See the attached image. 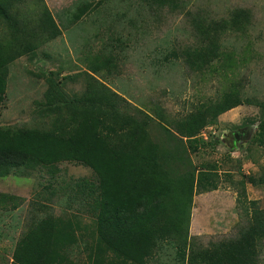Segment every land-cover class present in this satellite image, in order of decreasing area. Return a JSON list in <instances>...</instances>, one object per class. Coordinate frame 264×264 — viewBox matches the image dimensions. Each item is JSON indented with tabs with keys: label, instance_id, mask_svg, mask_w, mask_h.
Wrapping results in <instances>:
<instances>
[{
	"label": "rangeland",
	"instance_id": "1",
	"mask_svg": "<svg viewBox=\"0 0 264 264\" xmlns=\"http://www.w3.org/2000/svg\"><path fill=\"white\" fill-rule=\"evenodd\" d=\"M44 2L59 31L54 37L37 32L42 5L20 4L21 22L38 34L25 40L32 49L8 64L0 126L47 128L50 118L41 116L37 102L44 100L49 80L74 100L84 92L88 75H94L126 100V112L147 121L152 141L165 152L160 161L169 175L193 172L201 184L216 186L192 194V240L209 246L235 238L250 221L252 202L264 208V183L248 181L249 176L264 178V110L241 103L217 114L211 104L231 88L243 100L264 101V0H175L164 6L152 0ZM238 8L251 18L244 32L228 30L221 38V50L231 55L232 64L220 58L203 70L189 68L181 53L200 42L195 23L227 18ZM9 37L0 19V39ZM96 66L101 67L92 71ZM186 126L195 133H178L186 135ZM97 179L89 166L75 161L0 176V194L23 198L13 206L14 199L0 197V264H14L19 239L31 218L43 212L78 214L90 231L92 210L72 184ZM82 238L69 249L70 264L87 263ZM259 252L258 264H264V241ZM151 264L181 262L163 244Z\"/></svg>",
	"mask_w": 264,
	"mask_h": 264
},
{
	"label": "trees",
	"instance_id": "2",
	"mask_svg": "<svg viewBox=\"0 0 264 264\" xmlns=\"http://www.w3.org/2000/svg\"><path fill=\"white\" fill-rule=\"evenodd\" d=\"M24 1L0 0V19L10 31L9 38L0 39V103L5 97L8 64L32 49L25 40L37 32L54 37L59 31L44 0H32L42 9L37 32L29 29L19 14ZM152 1L163 6L176 3ZM250 18L248 10L238 8L227 18L197 21L200 42L182 50L185 63L191 69L203 70L221 58L230 66L232 57L221 50V38L228 30L244 32ZM237 92V88H231L219 102L211 104L216 105L215 112L241 103L256 104L264 110V101L243 100ZM125 102L94 75H88L84 92L74 100L49 80L44 100L37 102L41 116L50 118L47 128L0 126V176L75 161L89 166L98 178L97 182L79 180L72 184L92 210L93 228L87 231L90 225L78 214L63 217L43 212L33 216L15 247L14 264H70L69 249L82 237L86 264H151L163 244L170 245L181 264H258L259 247L264 241V208L252 202L250 221L235 238L199 246L188 234L192 194L195 189L216 186L201 184L193 172L169 175L170 170L162 165L166 162L160 161L165 152L160 153L152 141L147 121L126 112ZM260 128L264 135V122ZM186 132L178 130L188 137L195 130L186 126ZM248 181L262 184L264 178L249 176ZM0 197L14 199L13 206L23 200L2 193ZM86 236L91 238L86 240Z\"/></svg>",
	"mask_w": 264,
	"mask_h": 264
},
{
	"label": "flooded vegetation",
	"instance_id": "3",
	"mask_svg": "<svg viewBox=\"0 0 264 264\" xmlns=\"http://www.w3.org/2000/svg\"><path fill=\"white\" fill-rule=\"evenodd\" d=\"M235 135V138H237L238 136H237V134H234Z\"/></svg>",
	"mask_w": 264,
	"mask_h": 264
}]
</instances>
